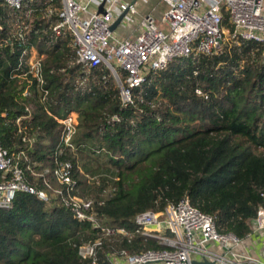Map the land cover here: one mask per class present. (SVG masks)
<instances>
[{
  "label": "trees",
  "instance_id": "16d2710c",
  "mask_svg": "<svg viewBox=\"0 0 264 264\" xmlns=\"http://www.w3.org/2000/svg\"><path fill=\"white\" fill-rule=\"evenodd\" d=\"M61 6V0H27L14 12L0 5V143L10 154L25 151L36 170L70 161L75 194L92 198L103 227L129 236H107L75 220L58 199L46 203L19 192L0 209V264H91L78 248L97 240L98 264L123 249L163 250L157 240L135 235L130 220L184 197L213 217L217 232L245 239L264 209L259 44L227 39L217 54L174 59L148 72L123 105L109 69L77 65L71 35L52 31ZM221 26L232 30L225 11ZM32 50L41 59V82L27 73ZM71 114L73 150L61 142L57 123ZM83 157L98 163L101 173L95 170L92 182L78 178ZM28 181L43 187L41 179Z\"/></svg>",
  "mask_w": 264,
  "mask_h": 264
},
{
  "label": "built area",
  "instance_id": "2783aa9c",
  "mask_svg": "<svg viewBox=\"0 0 264 264\" xmlns=\"http://www.w3.org/2000/svg\"><path fill=\"white\" fill-rule=\"evenodd\" d=\"M26 1L0 0V5L19 11ZM103 1L61 0L59 21L52 31L56 36L65 30L71 35L77 65L86 68L104 65L109 69L123 105L132 102L133 90L143 84L148 72L162 71L180 57L217 54L227 39L259 44L264 59V0H161L168 6L162 15L165 29L159 28L154 19L146 15L140 21L139 35L135 39L122 40L113 36L110 27L114 18L124 12L130 16L137 14L135 4L105 0L103 13L97 14ZM223 11L228 14L231 31L221 28ZM40 60L37 56L28 60L27 73L41 82ZM113 61L123 73L122 78ZM57 123L63 125L61 142L65 148L73 150L76 116L71 114L57 119ZM72 173L70 161L56 162L52 170L38 171L25 151L10 154L0 143V209L9 208L19 192L34 195L46 203L58 199L75 220L88 222L107 236H129L126 229L103 227L97 221L92 213V198L75 194L77 185ZM28 176L41 179L43 187L35 188L29 183ZM130 224L135 235L155 239L164 249L140 253L123 249L108 255V264H191L193 255L216 264H242L241 261L264 264L235 253L234 249L241 245L242 239L231 233L217 232L213 217L194 208L188 197L167 205L161 212L139 213ZM249 228L251 233L264 230V209L257 211ZM210 244L220 246L224 252L219 254L209 250ZM101 246L100 240L85 243L78 248V255L90 260L91 264H98Z\"/></svg>",
  "mask_w": 264,
  "mask_h": 264
},
{
  "label": "crops",
  "instance_id": "0c3cea01",
  "mask_svg": "<svg viewBox=\"0 0 264 264\" xmlns=\"http://www.w3.org/2000/svg\"><path fill=\"white\" fill-rule=\"evenodd\" d=\"M121 3L135 4L137 14L134 16L126 15L123 21L113 31V36L119 40L135 39L141 28L140 21L150 15L157 26L162 23V15L168 9V6L161 0H120ZM94 8V7H92ZM116 16L114 20L117 18ZM207 248L211 251L222 254L224 251L220 246L208 245ZM234 252L243 256H248L264 263V230L252 232L245 239H242L241 245L234 249ZM227 257H230L227 255ZM191 262L200 263L202 260L196 256H191ZM245 264V262H242Z\"/></svg>",
  "mask_w": 264,
  "mask_h": 264
},
{
  "label": "rangeland",
  "instance_id": "374dc122",
  "mask_svg": "<svg viewBox=\"0 0 264 264\" xmlns=\"http://www.w3.org/2000/svg\"><path fill=\"white\" fill-rule=\"evenodd\" d=\"M90 10H92V8H90ZM14 12H18V11H15V10H13ZM24 15H22V17H23ZM159 28H161L162 30H164L165 29V25H163V24H160L159 26H158ZM221 28L223 29V27L221 26ZM223 30H225V29H223ZM225 37H227V36H225ZM226 41V40H225ZM224 45H225V43H222V45H221V48L222 47H224ZM220 48V49H221ZM34 57H36V53L32 50L31 51V57L29 58V60H33L34 59ZM112 64H113V66L115 67V69L117 70V72L120 74V73H122V72H120V70H119V67L117 66V65H115V62L113 61L112 62ZM123 74V73H122ZM121 75V74H120ZM83 160V161H82ZM82 160H78L77 161V165H78V168H79V170H80V172H81V176H78V178L81 180V179H86V180H88L89 182H92V180H94V179H96V178H98V176H97V173H101L96 167H97V165H98V163L97 162H94V160L93 159H90V158H82ZM81 161V162H80ZM99 163H101V161H99ZM85 166V168L87 169V170H89V174H86V172L84 171V167ZM43 169H41V170H38V171H42ZM95 170H98V172L96 173L95 172ZM91 173H93L92 175H91ZM95 175V176H94ZM80 189V188H79Z\"/></svg>",
  "mask_w": 264,
  "mask_h": 264
},
{
  "label": "water",
  "instance_id": "95a60500",
  "mask_svg": "<svg viewBox=\"0 0 264 264\" xmlns=\"http://www.w3.org/2000/svg\"><path fill=\"white\" fill-rule=\"evenodd\" d=\"M104 4H105V0L100 4V6L98 7L97 9V14H102L103 13V7H104ZM126 16V12L120 14L112 23L111 27H110V31H114L117 26L123 21L124 17ZM191 264H216L214 262H210V261H207V260H203L202 262L200 263H196V262H191Z\"/></svg>",
  "mask_w": 264,
  "mask_h": 264
}]
</instances>
